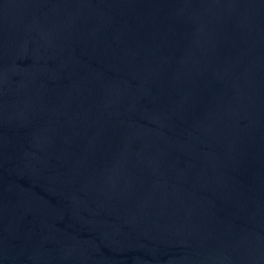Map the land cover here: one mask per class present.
<instances>
[{"label": "water", "instance_id": "1", "mask_svg": "<svg viewBox=\"0 0 264 264\" xmlns=\"http://www.w3.org/2000/svg\"><path fill=\"white\" fill-rule=\"evenodd\" d=\"M0 264H264V0H0Z\"/></svg>", "mask_w": 264, "mask_h": 264}]
</instances>
